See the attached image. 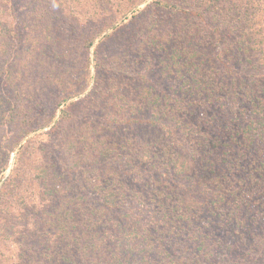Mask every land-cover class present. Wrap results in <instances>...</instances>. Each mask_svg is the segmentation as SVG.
<instances>
[{
  "label": "rangeland",
  "instance_id": "1",
  "mask_svg": "<svg viewBox=\"0 0 264 264\" xmlns=\"http://www.w3.org/2000/svg\"><path fill=\"white\" fill-rule=\"evenodd\" d=\"M153 1L155 0H146L131 12L125 13L123 10L126 0H110V4L106 2L104 6L88 8L87 18H91L89 24L84 25L80 21L83 31L79 32L82 33L106 29L86 51V57L91 61L89 83L84 86L86 90L61 104L50 126L23 137L11 153L5 172L0 174V189L10 177L12 180L0 192V213H3L0 215V264H60L54 258L48 260L41 254L48 242L39 236L36 239L25 237L29 230L25 227L27 222L41 229L46 226L42 222L49 219V212L44 211L45 208L26 211L29 200L34 198L31 194L36 190L31 169L33 163L39 160L42 163L60 165V157L68 158L69 151H65V145H70L69 136L73 132L81 133L84 130V133L89 131L97 134L98 138L102 137L103 140L118 145L124 157L118 159L120 165L117 162L113 164L120 172L126 173L128 183L136 184L135 193L141 195L140 199L135 200L134 193H128L126 210L116 213L122 217L121 222L120 219L114 221H119L118 227L128 224L127 212L131 211L127 209L133 208V212H142L141 216L136 213L142 225L147 222L152 225V229L158 228L154 217L161 218L163 214L159 206L160 198L165 202L162 206L164 205L167 213L173 214L176 224L179 222L178 217L182 218V209L185 208L182 200L184 195L187 203L193 202V198L207 203L201 211L204 220L213 214L209 208L212 201L219 200L218 212L223 215L224 211L230 210L231 205L239 202L244 205L248 199V206L254 210L246 218V225L251 226L248 231L250 238H246L244 246L242 242L228 258L232 259V264H264V113L260 115L261 109H258L256 102H251L260 97L264 100L261 93L264 90V54L258 51L264 50V0H255L261 4L259 10H263L262 17L243 21L237 28H233L235 22L230 23L225 17H220V11L216 8L226 10L233 4L237 6L236 11L242 12L245 0H166L187 10L197 11L199 15L162 10L153 6ZM207 2H212L217 7L210 9ZM140 11L143 14H139ZM251 11L257 13L255 8ZM133 15L135 18H132ZM130 19L131 22H128ZM65 22L70 23L67 20ZM124 23L127 25L124 26ZM226 23L230 26L225 25ZM110 24H113L112 27L107 29ZM119 26L121 27L115 31ZM246 34L253 35L251 39L258 43L256 52L247 41ZM68 35L70 39L76 37L74 34L72 37L71 34ZM106 37L108 38L104 41ZM176 51L182 60L188 58L194 66L199 67L202 74L199 76L212 78L210 83L223 87L217 89L213 96L207 91L192 93L186 83L189 75L182 78L176 68L172 69L176 62H182L181 58L176 59ZM95 60L98 61L99 68L95 67ZM186 73L192 75L188 70ZM194 78H198V75ZM75 84L78 88L83 87L81 79ZM179 86L176 95L174 90ZM145 96H149L148 99L157 96L161 108L167 110L173 107L178 116L182 111V127L192 129L188 131L190 134L183 135L181 126L176 124L175 119L170 122L169 118V122L164 123L165 109L160 113L154 111L152 106H147L145 111L139 110L136 101L140 102L139 99ZM132 99L135 101V108L130 105ZM70 104L73 105L69 109L68 120H61L62 109ZM120 108L127 117L121 115ZM156 113L159 114L158 117L155 116ZM56 124L57 128L50 133ZM173 124L178 128L177 134L169 137L166 129ZM246 129L252 131L256 139L253 145L242 146L249 137ZM17 132L16 128L0 125V155L1 150L10 148L11 138ZM158 137L160 141H157ZM155 142L158 143L157 151L162 152V148H165L169 157L179 159L176 161L178 165H182V170L187 167L188 162L195 166L191 181L183 182L178 172L167 173L169 180H166L161 174L166 173L165 167L158 171L156 166L148 163L142 165V162L139 165L142 167L143 179L132 175L133 169L128 164L139 159L143 144L151 145ZM87 144L82 143L79 147ZM23 147L25 151L18 158ZM16 158L19 160L17 168L14 166ZM211 171L215 178L214 185L207 183L211 190L201 187L202 185L194 188L195 184L199 185V181L193 179L198 176L210 180ZM158 177L159 182L154 183ZM169 182L172 185H168ZM62 184L75 189L88 185L81 170L68 177L64 174ZM250 190H254L255 195H251ZM87 191L82 190L80 193L84 195ZM193 192L194 197H191ZM222 193L224 198L219 197ZM92 200L93 203L97 201ZM57 206L58 202L53 204V208ZM95 207L99 208L97 202ZM211 219L219 224V219ZM203 223L204 221L200 224ZM252 225L257 226L253 228ZM237 229L230 225L223 230L213 227L209 230V235L215 240V236L220 234L217 232L226 231L227 234L224 235L228 240L241 234L237 233ZM108 231L112 236L114 231L111 223L108 224ZM167 232L168 228L164 234L159 235L157 231V240L160 241V246L165 245L168 252L165 260L172 257L169 262L174 264L175 260H182V231H174L172 235H167ZM114 239L113 235L111 243ZM35 250L38 251L37 258L32 262L26 260V254ZM157 252H152V260L158 263L161 255ZM198 259L201 260L202 256ZM218 259L217 257L216 260ZM201 262L215 264L209 260ZM125 264L131 262L127 261Z\"/></svg>",
  "mask_w": 264,
  "mask_h": 264
},
{
  "label": "trees",
  "instance_id": "2",
  "mask_svg": "<svg viewBox=\"0 0 264 264\" xmlns=\"http://www.w3.org/2000/svg\"><path fill=\"white\" fill-rule=\"evenodd\" d=\"M109 1L0 0V125L18 129L17 134L11 138L10 148L1 150L0 174L5 172L11 153L23 137L50 126L56 117L58 107L68 99L78 96L86 90L84 86L88 85L91 73V61L89 57H86V51L90 49L96 37L106 29L82 33L79 32L83 31L80 21L81 24H89L91 18H87L88 8L101 7L106 2L110 4ZM145 1L126 0L127 3L123 11L125 13L131 12ZM245 1L242 12L241 10L236 11L237 6L233 4H230L226 10L223 9L225 14H223V10H220L221 8L216 9L220 11V17H225L230 23L235 22L233 28H237L243 21H252L253 18L262 17L263 10H259L261 6L259 2L255 0ZM207 5L210 9L217 7L212 2H207ZM153 6L162 10H178L190 15H199L197 11L187 10L166 0H155ZM254 8L257 10L256 14L251 11ZM139 14H143V11H140ZM132 18H135V15ZM131 19L128 22H131ZM65 20L71 24H66ZM112 25L110 24L107 29ZM126 25L127 23L124 26ZM225 25L230 26L229 23ZM68 34H71V37L74 34L76 37L70 39ZM246 36L247 41L251 43L256 52L258 43L251 39L253 35L246 34ZM243 39L245 42V38ZM258 51L264 54V50ZM176 53V59L181 58L179 52L176 51ZM95 67H100L97 60H95ZM174 68L182 78L189 75L190 78H186V83L189 89L193 91L192 93L198 90L200 93L207 91L209 95L213 96L217 89L223 87L220 84L215 86V83H210V79L213 80L212 78L199 76L202 75L198 70L199 67L194 66L188 58L182 60V62H176L172 65V69ZM187 70L192 72V75L186 73ZM195 75H198V78H194ZM79 79L83 83L82 88H78L75 84ZM180 86L174 90V94L177 95ZM261 93L264 95V90ZM148 98L149 96H145L139 99L140 102L136 101V105L140 107L139 110L145 111L148 108L147 106H152L153 110L158 113L164 111L165 108H161L157 96L151 99ZM251 102L253 104L256 102L258 109H261L260 115L264 113V100L261 97L252 99ZM134 104L135 101L132 99L130 105L133 108L136 107ZM72 105L70 104L62 109L61 120H68L69 109ZM120 109L122 111L121 115L127 117V114L123 113L124 110ZM259 113L256 115H259ZM158 115L155 116L158 117ZM169 118L170 122L175 119L176 124L181 126L180 130L183 135L190 134L188 131L192 129L182 127V111L178 116L173 107L165 109L164 123L169 122ZM57 126L58 124L51 129L50 133ZM177 130L176 125L173 124L166 129V132L169 137H173L177 134ZM84 132L86 130L81 133L78 131L73 132L69 136L70 145H65V151H69L68 158L60 157L59 159L62 160L60 165L42 163L40 160L32 165L31 175L36 190L34 194H31L34 198L29 200L26 211L45 208L44 211L49 212V219H46L45 223L42 222L46 226L41 229L35 228L31 222H27L25 227L29 230L26 231L25 237L36 239L39 236L40 239L48 242L47 246L41 250L43 256L49 258L48 260L54 258L60 264H125L127 261H130L131 264H173V262H169L172 257L167 261L165 260L168 252L165 250V245L160 246V241L157 240V231L159 235L164 234L168 228L167 235H172L174 231H182V260H175L174 264L176 262L179 264L180 261H182V264H203L202 260H209L211 263L215 262V264H232V259H229L228 255L237 251L246 238H250L248 231L251 226L246 225V218L250 216L251 212L254 213V210L248 206V199L245 200L244 205L242 202L231 205L230 210L224 211L223 215L218 212L220 209L218 207L219 200L212 201L209 208L212 209L213 214L204 220V217H201V211L207 203L198 202L194 198L193 202L187 203L186 195H184L182 200L185 208L182 209V218L178 217L179 222L176 224L173 214L167 213L164 205L162 206V203L165 202L160 198L159 206H161L163 214H161V218L154 217L158 228L152 229V225L147 222L142 225L137 217L138 215L141 216L142 212H133V208L127 209L131 211V213L127 212L128 224H124L122 228L118 227L119 221H114L120 219L121 222L122 217L116 215V213L119 210H126L128 193H134L135 200L140 199L141 195L135 193L137 191L136 184L133 182L128 183L126 173L120 172L113 164L117 162L120 165L118 159L124 157L120 153L118 145L103 140L102 137L98 138L97 134L89 131ZM251 132L247 130L249 137L243 142L242 146H245V144L250 146L256 142ZM84 141L88 144L81 146V150L79 146L86 143ZM157 141H160L159 137ZM157 145L158 143L155 142L151 145L143 144L140 147L139 159L137 161L132 160L133 162L128 164L133 169L132 175L137 179H143L142 167L139 165L142 162V165L148 163L150 166H156L158 171H162L165 167L166 173L162 172L161 174L166 180H169V174L167 173L175 172L176 174L178 172V176L183 178V182L185 180L191 181L195 173L193 172L195 166L188 162L187 167L182 170V165H178V161H176L178 158L169 157L165 148H162V152L157 151ZM205 147L208 146L205 145ZM23 150L25 151L24 147L21 149L18 158L23 154ZM125 157L127 156L125 155ZM18 158H16L14 165L16 168L19 165ZM168 162H171V164L169 165ZM170 168L173 170H169ZM79 170L86 176L88 185L78 189L71 186L64 187L62 184L64 174L68 177L69 174ZM158 179L159 177L156 180L154 179V183L159 182ZM193 180L199 181V185L196 186L195 184L194 188L202 185L201 187H206L207 190H211L209 184L214 185L215 183L213 172L210 180L198 176ZM7 182H12L11 177ZM7 182L0 189V192L7 186ZM171 182L173 184V181ZM172 184L168 183V185ZM206 189L205 191H207ZM82 190H86L88 193L85 192L84 195H81ZM194 194L195 192L191 193V197H194ZM250 194L255 195V191L250 190ZM219 197L224 198V193ZM92 199H97L96 202L99 208L95 207L96 202L93 203ZM57 202V208H53V204ZM39 203L42 205H39ZM88 206L89 208H87ZM85 209L87 211L80 214ZM0 215L2 216L3 213H0ZM211 218L219 219V224ZM202 221L204 223L200 224ZM109 223H111V228L114 231L112 236L109 232L111 230L108 231ZM229 225L234 229L238 228L237 233L241 234H237L238 237L235 236L226 240L224 235L227 234L226 231L217 232L220 234L217 235L216 233L215 240L211 239L210 229L214 227L217 230H223ZM255 226L257 225H252L253 228ZM113 235L115 239L111 243ZM119 235L120 237H118ZM49 240L53 241L50 242ZM37 244L39 243L37 242ZM64 248L70 249V251H66ZM155 250L161 255L158 263L152 260V252ZM37 256L38 251H31L26 254V260L32 262ZM199 256H202L201 260L198 259ZM217 257L218 260H216Z\"/></svg>",
  "mask_w": 264,
  "mask_h": 264
}]
</instances>
